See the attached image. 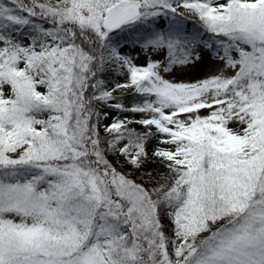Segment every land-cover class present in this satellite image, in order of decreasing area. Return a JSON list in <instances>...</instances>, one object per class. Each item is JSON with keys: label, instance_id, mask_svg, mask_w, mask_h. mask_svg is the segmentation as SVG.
Wrapping results in <instances>:
<instances>
[{"label": "snow or ice", "instance_id": "snow-or-ice-1", "mask_svg": "<svg viewBox=\"0 0 264 264\" xmlns=\"http://www.w3.org/2000/svg\"><path fill=\"white\" fill-rule=\"evenodd\" d=\"M0 264H264V0H0Z\"/></svg>", "mask_w": 264, "mask_h": 264}]
</instances>
